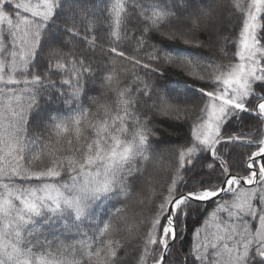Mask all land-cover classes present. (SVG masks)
<instances>
[{
    "label": "snow or ice",
    "instance_id": "1",
    "mask_svg": "<svg viewBox=\"0 0 264 264\" xmlns=\"http://www.w3.org/2000/svg\"><path fill=\"white\" fill-rule=\"evenodd\" d=\"M0 264H264V0H0Z\"/></svg>",
    "mask_w": 264,
    "mask_h": 264
},
{
    "label": "trees",
    "instance_id": "2",
    "mask_svg": "<svg viewBox=\"0 0 264 264\" xmlns=\"http://www.w3.org/2000/svg\"><path fill=\"white\" fill-rule=\"evenodd\" d=\"M170 78L175 79V74H170ZM173 139H175V137H173Z\"/></svg>",
    "mask_w": 264,
    "mask_h": 264
}]
</instances>
